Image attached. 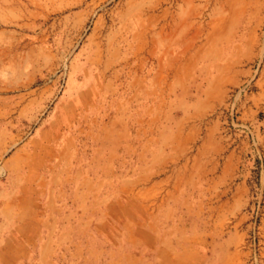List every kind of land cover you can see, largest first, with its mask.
I'll list each match as a JSON object with an SVG mask.
<instances>
[{
	"label": "rangeland",
	"instance_id": "rangeland-1",
	"mask_svg": "<svg viewBox=\"0 0 264 264\" xmlns=\"http://www.w3.org/2000/svg\"><path fill=\"white\" fill-rule=\"evenodd\" d=\"M0 264H264V0H0Z\"/></svg>",
	"mask_w": 264,
	"mask_h": 264
}]
</instances>
